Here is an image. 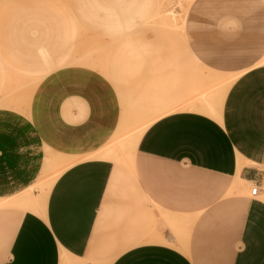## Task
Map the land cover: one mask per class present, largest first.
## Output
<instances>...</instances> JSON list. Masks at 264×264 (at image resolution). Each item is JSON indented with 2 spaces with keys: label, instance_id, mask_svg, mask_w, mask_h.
I'll list each match as a JSON object with an SVG mask.
<instances>
[{
  "label": "crops",
  "instance_id": "1",
  "mask_svg": "<svg viewBox=\"0 0 264 264\" xmlns=\"http://www.w3.org/2000/svg\"><path fill=\"white\" fill-rule=\"evenodd\" d=\"M201 1L182 33L189 60L145 101L140 117L153 119L130 167L86 157L41 199L17 194L37 179L45 141L65 143L53 109H0V264H264V46L253 51L246 21L223 24L233 12ZM89 88L67 153L102 146L117 124L108 91Z\"/></svg>",
  "mask_w": 264,
  "mask_h": 264
},
{
  "label": "rangeland",
  "instance_id": "2",
  "mask_svg": "<svg viewBox=\"0 0 264 264\" xmlns=\"http://www.w3.org/2000/svg\"><path fill=\"white\" fill-rule=\"evenodd\" d=\"M196 3L0 0V109L33 119L38 106L43 105L45 115L53 109L59 121V138L65 143L53 147L45 141L37 179L17 194L31 187L34 200L41 199L66 167L93 157L92 152L107 145L124 146L129 151L131 137L145 122L140 117L147 109L145 101H152L153 94L161 98L155 91L163 89L165 77L178 73L180 58L183 63L189 60L182 33L185 35L186 23L194 20ZM201 3L205 7V1ZM207 5L233 12L223 14L226 17L219 20L223 24L237 21L229 15L241 17L246 21V38L252 50L263 48L261 0H207ZM90 86L108 91L119 109L117 124L102 146L81 154L67 153L68 126L83 121L88 104L81 97Z\"/></svg>",
  "mask_w": 264,
  "mask_h": 264
},
{
  "label": "bare ground",
  "instance_id": "3",
  "mask_svg": "<svg viewBox=\"0 0 264 264\" xmlns=\"http://www.w3.org/2000/svg\"><path fill=\"white\" fill-rule=\"evenodd\" d=\"M161 113V112H160ZM153 119V118H152ZM146 120L144 123L140 124L141 125V128L139 130H137V132L135 133L134 132V135L131 137V140H130V147L129 144L127 146V148H130L128 149L129 151H126V148L125 150L123 149L122 147H117V145H107L101 149H98L94 152H92L90 155L93 156V157H109V158H114L120 162H122L123 164L127 165V166H131V163H132V153L134 152L133 149L135 147V144L139 138V136L141 135L142 131L144 130V128L150 123V121L152 120ZM126 147V146H125ZM131 150V152H130ZM35 201H31L30 204L28 205V207L30 208H36L38 207L37 205L34 204ZM2 204H6L5 202H2Z\"/></svg>",
  "mask_w": 264,
  "mask_h": 264
},
{
  "label": "built area",
  "instance_id": "4",
  "mask_svg": "<svg viewBox=\"0 0 264 264\" xmlns=\"http://www.w3.org/2000/svg\"><path fill=\"white\" fill-rule=\"evenodd\" d=\"M256 191H257V186L254 185L253 187L250 188V191L249 192H250L251 195H255L256 194Z\"/></svg>",
  "mask_w": 264,
  "mask_h": 264
}]
</instances>
